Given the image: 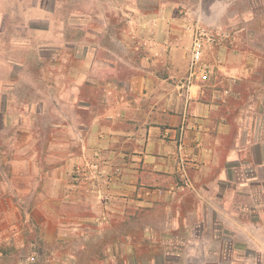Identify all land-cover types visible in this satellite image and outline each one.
Wrapping results in <instances>:
<instances>
[{"label": "crops", "instance_id": "0c3cea01", "mask_svg": "<svg viewBox=\"0 0 264 264\" xmlns=\"http://www.w3.org/2000/svg\"><path fill=\"white\" fill-rule=\"evenodd\" d=\"M0 264H264V0H0Z\"/></svg>", "mask_w": 264, "mask_h": 264}, {"label": "built area", "instance_id": "2783aa9c", "mask_svg": "<svg viewBox=\"0 0 264 264\" xmlns=\"http://www.w3.org/2000/svg\"><path fill=\"white\" fill-rule=\"evenodd\" d=\"M204 33L197 32L191 41V71L199 62L202 52ZM210 41V38L207 39ZM206 78L204 71L202 79ZM103 159L99 149H91L81 163L75 164L69 174V190H86L95 196L99 201H104L109 196V189L113 176L103 166ZM33 257H26V261H32Z\"/></svg>", "mask_w": 264, "mask_h": 264}]
</instances>
